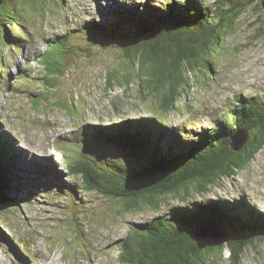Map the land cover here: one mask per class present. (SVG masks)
<instances>
[{
	"label": "rangeland",
	"instance_id": "obj_1",
	"mask_svg": "<svg viewBox=\"0 0 264 264\" xmlns=\"http://www.w3.org/2000/svg\"><path fill=\"white\" fill-rule=\"evenodd\" d=\"M9 3L0 13V137L11 138L9 146L17 148L23 159L16 167L24 171L21 182L5 190L17 204L9 200L0 206V264H124L120 242L130 228L147 224L169 209L163 206L161 214L144 207L124 214L116 199L84 192L81 177L72 176L69 166L83 150L92 151L94 135L88 128L100 126L106 133H116L124 120L142 114L144 128L174 131L165 145H174L178 151L181 142L194 144L222 122L234 128L238 106L245 107L240 94L258 95L264 102L260 0L247 5L238 26L227 27L218 52L203 60L197 71L176 62L181 67L174 65L180 71L177 101L166 110L160 103L167 90L161 96L152 94L153 74L143 61L126 58L119 47L89 45L86 23L114 19L105 13L106 6L111 8L108 0ZM221 8L225 15L230 13L227 6ZM9 11L15 15L13 27L23 37L5 34L12 24L6 19ZM64 34H68L65 44H55L58 35ZM147 47L156 58L153 45ZM112 158L135 161L122 148ZM66 187L78 197L65 192ZM239 192L264 210V148L245 172L232 181H221L209 192L196 193L193 201L229 200L236 206ZM230 254L226 247L221 263L216 255L218 264H233ZM207 256L202 254L204 259ZM239 264H264V242L249 247Z\"/></svg>",
	"mask_w": 264,
	"mask_h": 264
},
{
	"label": "trees",
	"instance_id": "obj_2",
	"mask_svg": "<svg viewBox=\"0 0 264 264\" xmlns=\"http://www.w3.org/2000/svg\"><path fill=\"white\" fill-rule=\"evenodd\" d=\"M251 2L108 0L111 8L106 6L105 13L114 19L107 22L93 20L86 23L85 30L89 33V45L119 47L126 58L143 61L142 64L150 68V75L153 74L152 94L161 96L167 90L160 103V108L166 110L177 101L176 78L180 71L175 70L176 62L197 71L200 63L210 60L222 45L227 27L239 25L240 16ZM126 3H130L128 8ZM9 4L6 0L0 7L2 15ZM222 5L227 6L229 14L220 11ZM8 13L6 19L12 24L7 26L5 34L23 37L13 27L15 15L11 11ZM67 37L68 34L58 35L56 44H65ZM147 45H153L156 58ZM210 67L212 69V64ZM238 98L245 107L238 106L234 128L222 122L207 130L194 144L181 142V151L174 145H165L166 139L173 138L174 131L170 128L159 127L169 136L161 133L159 128H143V132H138L137 123L132 120L124 121V127L116 133H106L100 126L88 128L90 136L94 135L92 151L81 154L69 166L72 176L81 177L83 191L116 199L122 204L124 214L141 211L144 207L161 214L163 206L169 209L167 214L147 224H135L130 228L127 237L120 242L124 264H218L216 255L221 263L226 247L231 250L229 258L233 264H239L248 247L257 241L264 242V210L242 200L241 192L238 204L240 208L249 204V208L238 216L239 207L232 201L215 200L208 204L193 201L196 193L209 192L221 181H232L239 172H245L264 148V102L258 95L240 94ZM136 129L141 138L139 144L134 141ZM237 131H249L252 138L241 152L235 153L230 144L231 135ZM163 147H167L165 151ZM117 148L128 150L131 155L134 151L141 166L135 161L113 159ZM14 152L18 154L17 149L9 146L8 137L0 141V180L12 181L0 183V206L9 200L17 204L3 195L5 190H13L23 176L24 170L16 167L23 159L19 157L21 160L16 161ZM174 197L175 201H172ZM202 223L217 227L223 239L224 235L231 239L219 247L208 248V252L199 250L193 238L197 226ZM257 227L262 229H255ZM203 253L208 255L206 259L202 258Z\"/></svg>",
	"mask_w": 264,
	"mask_h": 264
},
{
	"label": "water",
	"instance_id": "obj_3",
	"mask_svg": "<svg viewBox=\"0 0 264 264\" xmlns=\"http://www.w3.org/2000/svg\"><path fill=\"white\" fill-rule=\"evenodd\" d=\"M3 2H0V6ZM262 27L264 29V0H262ZM251 134L249 131H237L231 136V148L235 153L241 152L251 139ZM200 226H197L194 235V240L197 247L200 250L206 248L219 247L224 244L225 241L231 239L229 236H225L223 240L220 239L219 230L215 226H207V230L199 231L197 230ZM210 231V232H209Z\"/></svg>",
	"mask_w": 264,
	"mask_h": 264
},
{
	"label": "bare ground",
	"instance_id": "obj_4",
	"mask_svg": "<svg viewBox=\"0 0 264 264\" xmlns=\"http://www.w3.org/2000/svg\"><path fill=\"white\" fill-rule=\"evenodd\" d=\"M203 1V0H202ZM127 8L130 6V3H126V5H125ZM140 6V5H139ZM98 13V12H97ZM241 16H243V15H241ZM257 17V16H256ZM254 19V18H253ZM252 19V20H253ZM250 22V21H249ZM159 24V23H158ZM249 24V23H248ZM246 26V25H245ZM262 29V28H261ZM102 48V47H101ZM99 49V48H98ZM107 115H109V113L107 114ZM142 116H144V115H142V114H138V115H136V116H133V117H131L130 118V120H132V122L134 121L135 123H137V126H138V132H140V131H142L143 132V124H141L142 123V121H143V119L145 118V117H142ZM140 117H142V118H140ZM89 123V122H88ZM94 123V122H93ZM90 125V124H89ZM88 125V126H89ZM89 130V129H88ZM159 130L161 131V133H163V134H165L166 136H169V134L168 133H166L164 130H162V129H160L159 128ZM1 131H4V130H1ZM5 132V131H4ZM5 138H6V134H5V136H3V140H1L0 139V141H4L5 140ZM94 139V138H93ZM134 141H136L137 142V144H139V142H140V140H141V138H138V136H137V129H136V131L134 132ZM148 140V139H147ZM103 144H105V143H103ZM114 147H116L115 145H113ZM17 149V148H16ZM20 151V150H19ZM89 152H91V151H89ZM15 154H16V152H14ZM14 154V155H15ZM17 155V154H16ZM133 156H134V158H135V162H136V164H138L139 166H141V163H140V161L139 160H137L138 159V157L135 155V153H134V151H133ZM9 159L10 160H12L13 162H14V160L12 159V158H10L9 157ZM140 159L144 162V159L140 156ZM21 159L19 158V156L17 155V160L16 161H20ZM15 161V162H16ZM21 161H23V160H21ZM31 161V160H30ZM175 162V161H174ZM19 164H21V162H19ZM30 164H35V161H31L30 162ZM51 176H53V174L51 173ZM22 177L23 176H21V179H22ZM0 183L2 184V183H12V181H7V180H0ZM46 183V182H45ZM54 185V184H53ZM10 187H8V189H9ZM233 188H235V187H233ZM7 189V190H8ZM64 190H65V192H69L70 190H69V188L68 187H66V188H64ZM72 194H73V196H74V192L76 193V196H74L75 198L76 197H78V193L76 192V191H74V190H72V191H70ZM3 195H5V196H11V195H8V194H3ZM12 197V196H11ZM14 199H16L15 197H13ZM240 198H241V196H240ZM243 198V197H242ZM242 200H245L244 198L242 199ZM235 203L237 204V207H239V212H238V214H237V216L238 215H240L241 214V212L242 211H245L246 209H248L249 208V204H246V205H244L242 208H240V205L238 204V202H236L235 201ZM251 206V205H250ZM197 230H199V231H204V230H207V226L204 224V223H202V226L201 227H199ZM210 232V231H209ZM2 234V233H1ZM3 235V234H2ZM220 238L221 239H223V236L222 235H220ZM249 248V247H248ZM11 251H13L12 249H10ZM15 254H16V252L15 251H13ZM17 255V254H16ZM18 257H19V255H17ZM21 263L22 264H25L23 261H21Z\"/></svg>",
	"mask_w": 264,
	"mask_h": 264
},
{
	"label": "clouds",
	"instance_id": "obj_5",
	"mask_svg": "<svg viewBox=\"0 0 264 264\" xmlns=\"http://www.w3.org/2000/svg\"><path fill=\"white\" fill-rule=\"evenodd\" d=\"M260 3H261V7H262V0H260ZM55 44H56V41H55ZM54 45V44H53ZM234 115H236V114H234ZM127 120H130V118L129 119H127ZM124 121H126V120H124ZM233 135V134H232ZM231 135V136H232ZM252 135V134H251ZM251 138H252V136H251ZM251 140V139H250ZM247 146V145H246ZM85 152H88V151H86V150H83L82 151V153L81 154H83V153H85ZM220 232V231H219ZM221 233V232H220ZM220 233H219V236H220ZM226 235H224V237H225ZM194 239V238H193ZM194 242H195V240H194ZM196 243V242H195ZM215 248V247H214ZM207 249V248H206ZM200 250V249H199ZM121 258H122V254H121Z\"/></svg>",
	"mask_w": 264,
	"mask_h": 264
}]
</instances>
